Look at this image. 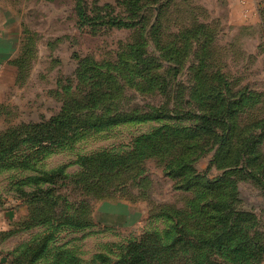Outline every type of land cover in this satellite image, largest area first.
<instances>
[{
    "label": "rangeland",
    "instance_id": "1",
    "mask_svg": "<svg viewBox=\"0 0 264 264\" xmlns=\"http://www.w3.org/2000/svg\"><path fill=\"white\" fill-rule=\"evenodd\" d=\"M251 3L0 0V264H264ZM63 114L119 121L53 140Z\"/></svg>",
    "mask_w": 264,
    "mask_h": 264
},
{
    "label": "trees",
    "instance_id": "2",
    "mask_svg": "<svg viewBox=\"0 0 264 264\" xmlns=\"http://www.w3.org/2000/svg\"><path fill=\"white\" fill-rule=\"evenodd\" d=\"M83 115V114H81ZM84 116V115H83ZM103 117H101V120H96V122H92L91 120H88L86 117L85 119H81L80 117H73L72 114H63V115H59L56 116L55 118H53L48 126H44V129H47V132L51 133V137L53 140H63L67 134H69L72 130H76L80 127H89V129L91 128H95L97 127L98 124L101 125H109V124H114L117 123V121L119 120H112L114 118H108L109 120H102ZM201 119L203 121V126H199L200 128L206 126V125H210V116H201ZM99 125V126H101ZM57 140V141H58ZM182 163V162H181ZM180 165V163H179ZM54 175L56 174H44L45 180L46 181H52L54 177ZM49 238L46 237L44 238L43 241H41V243L39 244V246L36 248L35 251H32L30 257L27 260L26 264H36L38 259L46 253L47 251V242H48ZM133 255V257L131 258V262L134 264H139L141 263L140 259L142 258V255ZM22 259L17 257V263L18 261ZM24 262H22L21 264H23Z\"/></svg>",
    "mask_w": 264,
    "mask_h": 264
},
{
    "label": "crops",
    "instance_id": "3",
    "mask_svg": "<svg viewBox=\"0 0 264 264\" xmlns=\"http://www.w3.org/2000/svg\"><path fill=\"white\" fill-rule=\"evenodd\" d=\"M225 1L231 8H247V7L250 8L251 6H253L251 0H225Z\"/></svg>",
    "mask_w": 264,
    "mask_h": 264
}]
</instances>
